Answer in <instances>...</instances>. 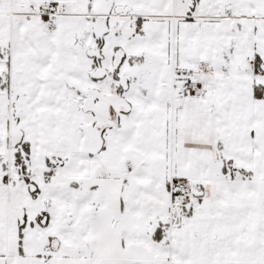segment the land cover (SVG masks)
Returning <instances> with one entry per match:
<instances>
[{
    "label": "snow or ice",
    "instance_id": "snow-or-ice-1",
    "mask_svg": "<svg viewBox=\"0 0 264 264\" xmlns=\"http://www.w3.org/2000/svg\"><path fill=\"white\" fill-rule=\"evenodd\" d=\"M0 264H264V0H0Z\"/></svg>",
    "mask_w": 264,
    "mask_h": 264
}]
</instances>
